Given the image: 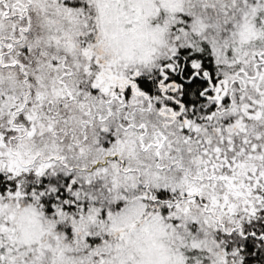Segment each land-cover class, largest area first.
<instances>
[{
	"label": "snow or ice",
	"instance_id": "1",
	"mask_svg": "<svg viewBox=\"0 0 264 264\" xmlns=\"http://www.w3.org/2000/svg\"><path fill=\"white\" fill-rule=\"evenodd\" d=\"M0 264H264V0H0Z\"/></svg>",
	"mask_w": 264,
	"mask_h": 264
}]
</instances>
